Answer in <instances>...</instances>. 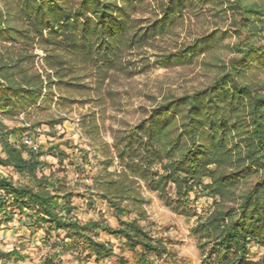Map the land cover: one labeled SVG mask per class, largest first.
Instances as JSON below:
<instances>
[{
    "label": "trees",
    "instance_id": "trees-1",
    "mask_svg": "<svg viewBox=\"0 0 264 264\" xmlns=\"http://www.w3.org/2000/svg\"><path fill=\"white\" fill-rule=\"evenodd\" d=\"M185 1L189 7L223 5L222 0H169L160 19L138 27L133 16L147 0H0V119L13 120L40 109L53 99L55 88H81L75 82L76 63L103 75L115 70L124 51L145 47L165 34ZM225 4L240 38L238 55L226 71L204 90L157 106L112 146L104 145L114 157H107L101 173L90 178L89 195L82 198L89 209L96 199L105 202L116 227L102 220L82 223L74 205L81 196L70 186L64 168L52 171L42 160L50 155L61 165L76 150L81 163L69 166L80 176L90 163L86 151L68 143L46 150L11 143L9 137L19 130H7L0 122V168L11 169L21 179L15 183L0 176V225L18 217L41 229L51 250L44 264L60 262L66 255L76 264H165L172 254L169 240L155 236L141 224L144 214L132 210L141 202L138 181L166 204L175 199L188 205L190 194L193 200H211L206 216L191 229L205 260L264 264V254L257 262L249 260L251 245L264 248V87L247 80L258 71L264 73V45L256 42L264 41V2ZM214 38L196 39L187 56L202 52ZM35 49L49 54L44 61L47 73L36 69ZM61 145L73 153H64ZM114 160L120 170L110 173ZM99 233L119 241L117 253L113 245L98 240ZM20 259L16 250L0 251V264Z\"/></svg>",
    "mask_w": 264,
    "mask_h": 264
},
{
    "label": "rangeland",
    "instance_id": "rangeland-1",
    "mask_svg": "<svg viewBox=\"0 0 264 264\" xmlns=\"http://www.w3.org/2000/svg\"><path fill=\"white\" fill-rule=\"evenodd\" d=\"M168 1L147 0V4L133 16L137 20V26L146 27L160 19L162 6ZM224 1L226 2L222 0L221 7L214 9L189 7L185 1V8L182 12L176 10L179 17L173 20L165 34L156 37L145 47L124 51L115 70L103 75L93 67L78 66L76 63L74 77L81 88H55L53 99L44 103L40 109L13 120L0 119L7 130H19L17 135L9 137L11 143L21 141L24 144L25 139H28L30 146L44 150L50 145L68 143L88 153L90 163L84 166L86 173L80 176L69 166V163H81V155L76 150L74 157L64 159L61 165L50 155L42 158L52 171H63L64 168L70 186L81 196L74 199V205L77 207L76 215L82 223L102 220L111 227L117 226V220L105 202L96 199L89 209L83 201L89 195L86 188L92 184L90 178L101 173L107 157H114L112 149L108 153L104 145L112 146L167 100L204 90L226 71L229 61L237 57L236 47L239 46L240 38L234 32L233 15L225 12ZM210 35L215 37L211 44L202 52L195 51L187 56L193 41ZM256 42L264 45L263 40ZM33 54L38 72L47 73L44 69L47 53L35 49ZM169 55L180 58L161 60V56ZM247 80L264 87V73L261 71L250 75ZM63 81L69 83L70 78ZM92 127H96L97 132L93 133ZM60 149L68 155L73 153V150L64 145ZM0 157H4L1 147ZM119 170V162L114 160V166L108 172ZM56 175L59 176L60 173L57 172ZM0 176L15 183L21 182L11 169L0 168ZM136 193L141 202L132 207V210L144 214L146 219L141 224L151 229L155 236L170 242L172 254L164 259L165 264H213L205 260V256L197 248L196 238L191 234L198 219L204 218L211 207L210 199L201 196L193 200V195L190 194L188 205H181L175 199L166 204L141 181H138ZM82 195L85 197L82 198ZM225 206L232 204L227 203ZM131 217H135V214ZM59 237L62 239L64 235L60 234ZM98 240L110 243L114 251L118 252L119 241L114 237L99 233ZM13 250L18 251L21 259L8 264H44L46 256L51 253L44 242L43 231L18 217H14L7 225H0V251L9 253ZM263 254L264 248L250 246L251 262L260 260ZM59 259L60 262L54 261V264H76L68 255ZM110 263L111 261L106 264ZM155 264H161V261Z\"/></svg>",
    "mask_w": 264,
    "mask_h": 264
},
{
    "label": "built area",
    "instance_id": "built-area-1",
    "mask_svg": "<svg viewBox=\"0 0 264 264\" xmlns=\"http://www.w3.org/2000/svg\"><path fill=\"white\" fill-rule=\"evenodd\" d=\"M24 144H26V146H28V148H30V149H32V150H35V149L37 148L36 146H30V145L28 144V139H25Z\"/></svg>",
    "mask_w": 264,
    "mask_h": 264
},
{
    "label": "crops",
    "instance_id": "crops-1",
    "mask_svg": "<svg viewBox=\"0 0 264 264\" xmlns=\"http://www.w3.org/2000/svg\"><path fill=\"white\" fill-rule=\"evenodd\" d=\"M37 148H38V147H37ZM37 148H36V149H37ZM36 149H35V150H36Z\"/></svg>",
    "mask_w": 264,
    "mask_h": 264
}]
</instances>
